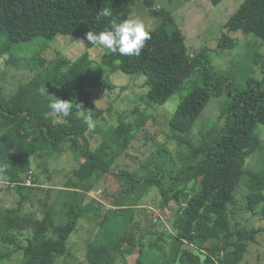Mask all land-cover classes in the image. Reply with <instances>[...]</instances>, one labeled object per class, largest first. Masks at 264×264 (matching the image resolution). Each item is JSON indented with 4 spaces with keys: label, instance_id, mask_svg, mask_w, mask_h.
I'll list each match as a JSON object with an SVG mask.
<instances>
[{
    "label": "trees",
    "instance_id": "obj_1",
    "mask_svg": "<svg viewBox=\"0 0 264 264\" xmlns=\"http://www.w3.org/2000/svg\"><path fill=\"white\" fill-rule=\"evenodd\" d=\"M103 7L111 9L113 17L97 21V12ZM138 9H147L155 24L139 56H121L108 50L100 62L87 50L73 63L64 61L62 55L48 63L37 58L30 66L34 75L17 89L22 97L27 93V83H31L32 97L27 102L21 99L18 103L15 94L9 97L0 84V205L10 194H16L13 205L0 208V258L21 252L20 264H59L68 257L77 264H129L128 255L136 253L133 264H201L202 256L203 264H241L249 243L257 241L261 228L242 225L235 219V209L237 189L247 176L245 208L264 221V166H248L263 143L259 132V127H264L262 53L255 54L251 62L252 57L245 52L243 59L262 74L259 79L250 77L239 83L224 70L215 78L208 57L210 48L202 46L192 52L173 14L157 7L156 0H0V57L12 55L4 63L10 68L23 45L40 37L52 40L60 34L78 37L89 49L93 46L86 39L88 31L99 32L113 18L120 22ZM236 14L249 17V31L264 41V0H244ZM236 45V39L223 31L214 49ZM238 58L242 59L241 55ZM195 70L201 73L208 98L226 97L225 124L220 128L215 124L212 131L204 133L182 157V166H176L172 150L159 144L151 152V163L156 158L165 162L155 175L114 172L118 157L144 129L153 110L166 103ZM119 71L148 90L131 96L128 85L121 86L117 124L94 146L82 113L90 111L93 122L100 118L104 108L92 101V89L102 86L113 93L119 85L111 75ZM44 86L48 95L70 100L69 117L60 118L51 111L40 92ZM198 94L199 90H194L177 106L168 120L173 131ZM128 99L130 108L125 109ZM67 151L77 166L71 176L78 181L60 188L52 199L51 193L57 188L38 182L33 158L42 165L48 159L58 160ZM189 157L194 159L189 162ZM108 173L126 177L108 209L112 218L121 219L114 229L104 223V202L88 196ZM28 178L30 185L26 184ZM153 186L160 191L161 205L171 201L180 204L173 223L177 243L169 252L159 232L155 239H147L155 232L153 216L150 221L131 225L137 202ZM91 213L103 217L99 230L87 240L85 262L71 252L68 242L79 222ZM58 215L66 221L57 222Z\"/></svg>",
    "mask_w": 264,
    "mask_h": 264
},
{
    "label": "rangeland",
    "instance_id": "obj_2",
    "mask_svg": "<svg viewBox=\"0 0 264 264\" xmlns=\"http://www.w3.org/2000/svg\"><path fill=\"white\" fill-rule=\"evenodd\" d=\"M243 1L156 0V4L157 7H164L173 14L183 30L186 44L192 52L202 46L210 48L208 57L211 62L210 65L214 67L215 78L224 70V72L232 76L231 80L241 83L250 77L259 79L262 74V72L256 71L253 66L249 65L248 60L243 59L245 52L252 57L251 62L254 60L253 56L259 53L263 54L262 59L264 60V41L249 31L251 19L247 16L236 14L239 5ZM130 18L142 20L150 29L155 26L154 20L147 9L136 10ZM226 25L231 26L233 29L229 30ZM223 31H228L236 39L237 45L234 48L214 49L218 45V38ZM38 42L44 43L48 47L43 48ZM87 50L91 58H95L100 62L104 60L108 53V49L100 46H93L88 49L84 41L68 34H60L52 40H45L40 37L27 45H23L22 49L18 51L19 56H15L16 62L11 61L10 68H6L4 63L12 55L5 53L0 57V84L3 86L4 93L9 97L15 94L18 103L21 99L27 102L26 100L32 97V93L29 92L32 88L31 83H27V89L24 90L27 93L22 97L20 95L23 93H18L17 89L21 83L26 82L30 78L29 76L32 73L34 75V69L32 70L30 66L35 64L37 58L42 57L48 63L49 60L56 59L58 55H62L64 61L73 63ZM32 51L34 53H31ZM240 55L242 59L238 58ZM111 78L119 85L113 93L110 94L102 86L92 89V101L104 108V113L98 120L94 121V128L89 129L87 132L94 146L106 139L109 131L117 124V110L120 106V94L118 92L121 86L127 84L131 96L134 92L138 94L143 89L148 90V86L142 87L138 82L133 81L131 75L122 71L112 74ZM194 90H199V94L182 119L177 123L176 131H173L168 124V120L181 101ZM225 101V96L208 98V90L203 85L201 73L195 70L166 103L153 110V114L148 119L144 129L139 131L131 145L118 157L117 162L113 165V171L126 170L139 172L144 176L155 175L162 169L165 162V160L161 161L156 158L151 163V152L156 150L159 144H164V146L172 150L176 166H182V157H186L189 154L191 146L197 145L204 133L214 128L215 124L218 126L217 128L225 124L223 112ZM126 102L124 107L129 109L130 100L128 99ZM259 132L263 139L262 147L249 159V169H257L264 166L263 126L259 127ZM57 159L54 162L48 159L41 165V163L38 164L39 159L33 158L34 173L38 176V182L43 183L45 186L57 188L51 193L52 199L58 196L60 188H68V185H73L74 180L78 181V179L71 176L72 171L77 166L72 160L70 153L67 151V153ZM193 159V157L188 158L189 162ZM125 181L126 177L124 176L108 173L104 180L99 181L97 186L88 192V196L104 202L102 209L106 217L104 223L110 227L112 226V229L121 219L119 216L112 218L113 213L108 211V209L112 208L110 203L114 199V194L121 189ZM248 182V177H244L237 189L238 203L235 209V219L247 227L261 228V231L257 235V241L249 243L248 252L241 264H264V221L257 216H253L245 208ZM14 197H16V194L13 193L6 197V200L2 201L0 208L13 205ZM161 201L162 197L158 187H151L150 191L137 202L134 213L135 218L131 225L135 222L141 223L142 220L150 221L149 218L153 216V229L155 232L148 235L147 239H155L159 232L160 236L164 237L162 238L165 250L169 252L170 248L172 249L173 245L177 243L173 223L180 204L171 201L163 206ZM38 207L39 203H36V208ZM123 214H126V212ZM126 215H129V213ZM102 217H95L91 213L89 217L79 222L78 228L69 239L68 245L71 252L76 257H79L80 260H85L87 240L92 236V233L99 230L98 223H100ZM64 221H66L65 218L64 220L60 216L57 218V222L62 223ZM22 257L21 252H15L9 258H0V264H20ZM136 257V253L128 255L129 264H133ZM59 261V264H77L71 257Z\"/></svg>",
    "mask_w": 264,
    "mask_h": 264
},
{
    "label": "clouds",
    "instance_id": "obj_3",
    "mask_svg": "<svg viewBox=\"0 0 264 264\" xmlns=\"http://www.w3.org/2000/svg\"><path fill=\"white\" fill-rule=\"evenodd\" d=\"M102 17H113L112 10L103 7L97 12V21ZM86 39L92 46H100L113 53L118 52L121 56H139L142 49L145 48L146 41L151 39V29L138 18H127L120 22L113 18L108 27L103 30L99 32L88 31ZM40 92L49 101L48 107L53 113L60 118L69 117L72 108L70 100L59 98L56 95H48L49 91L46 86L41 87ZM77 106L81 108V105L77 104ZM82 117L89 129L94 128L90 111L82 113ZM203 259L202 256L201 264H203Z\"/></svg>",
    "mask_w": 264,
    "mask_h": 264
},
{
    "label": "built area",
    "instance_id": "obj_4",
    "mask_svg": "<svg viewBox=\"0 0 264 264\" xmlns=\"http://www.w3.org/2000/svg\"><path fill=\"white\" fill-rule=\"evenodd\" d=\"M26 184H32V180H31V178H28L27 180H26ZM184 205V204H183Z\"/></svg>",
    "mask_w": 264,
    "mask_h": 264
},
{
    "label": "crops",
    "instance_id": "obj_5",
    "mask_svg": "<svg viewBox=\"0 0 264 264\" xmlns=\"http://www.w3.org/2000/svg\"><path fill=\"white\" fill-rule=\"evenodd\" d=\"M1 188V187H0ZM7 207V206H6Z\"/></svg>",
    "mask_w": 264,
    "mask_h": 264
}]
</instances>
